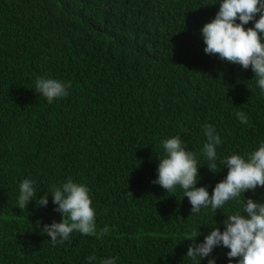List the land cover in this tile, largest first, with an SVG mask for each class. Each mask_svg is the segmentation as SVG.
<instances>
[{
    "label": "trees",
    "instance_id": "obj_1",
    "mask_svg": "<svg viewBox=\"0 0 264 264\" xmlns=\"http://www.w3.org/2000/svg\"><path fill=\"white\" fill-rule=\"evenodd\" d=\"M218 10L219 0H0V264H197L186 256L194 234L203 242L243 205L191 214L183 189L153 184L162 141L179 135L197 154V187L210 194L228 156L264 143L252 69L204 52L201 29ZM41 76L69 82V95L49 104ZM205 124L221 138L216 173ZM25 178L37 198L49 193L46 207H19ZM68 178L91 189L96 232L54 245L41 228L61 220L50 193ZM244 196L264 202V188ZM228 251L213 250L216 264Z\"/></svg>",
    "mask_w": 264,
    "mask_h": 264
},
{
    "label": "clouds",
    "instance_id": "obj_2",
    "mask_svg": "<svg viewBox=\"0 0 264 264\" xmlns=\"http://www.w3.org/2000/svg\"><path fill=\"white\" fill-rule=\"evenodd\" d=\"M258 17V18H257ZM249 23L253 26L246 27ZM204 52L219 55L220 59L239 64L243 69H252L257 84L264 93V0H219V10L215 17L201 29ZM71 84L59 78L41 76L35 81V91L43 95L51 104L55 99L69 95ZM238 119L246 123L248 117L237 113ZM203 145L204 156L212 163L209 170L216 173L217 146L221 138L215 128L205 124ZM164 156L159 160L157 177L152 181L162 187L166 193L174 192L177 187L183 189L184 197L191 204V214L210 208L217 212L229 201L242 203V211L237 210L224 221V228L214 227L203 242L190 244L186 256L197 261L212 256L217 246L229 251V264H264V202L240 196L257 188H264V143L248 155L233 154L224 161L227 175L216 183L211 194L207 186L197 187L200 179V164L197 154L188 149L179 135L162 141ZM54 211L61 214L59 222L44 224L41 230L50 237L55 245L67 241L73 231L84 235L96 232V210L92 206L91 189L85 183L74 182L68 178L60 186L51 189ZM48 192L37 198L35 181L25 178L19 185L18 205L27 208L30 201L36 199L38 206L49 203ZM245 197V196H244ZM107 231V228H105ZM96 257H89L95 260ZM100 264H115L113 258L100 261ZM208 264H216L212 256Z\"/></svg>",
    "mask_w": 264,
    "mask_h": 264
}]
</instances>
